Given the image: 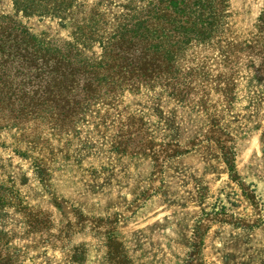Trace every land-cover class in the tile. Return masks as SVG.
Returning <instances> with one entry per match:
<instances>
[{
  "label": "rangeland",
  "instance_id": "obj_1",
  "mask_svg": "<svg viewBox=\"0 0 264 264\" xmlns=\"http://www.w3.org/2000/svg\"><path fill=\"white\" fill-rule=\"evenodd\" d=\"M129 1L76 0L60 21L0 0V18L76 44V24L111 27ZM221 15L187 99L140 88L53 124L0 120V264H264V0Z\"/></svg>",
  "mask_w": 264,
  "mask_h": 264
},
{
  "label": "trees",
  "instance_id": "obj_2",
  "mask_svg": "<svg viewBox=\"0 0 264 264\" xmlns=\"http://www.w3.org/2000/svg\"><path fill=\"white\" fill-rule=\"evenodd\" d=\"M12 1L16 11L51 14L60 21L76 4V0ZM223 2L130 0L111 27L95 13L76 24L72 32L76 44H44L22 25L0 18V120L27 125L44 118L53 124L55 115L77 118L86 109L107 107L121 93L140 88L187 99L197 76L210 73L202 74L192 52L215 44L224 27ZM77 43L85 48L98 44L99 58H83ZM191 78L192 85H186L184 80ZM113 260L110 257L107 264H119Z\"/></svg>",
  "mask_w": 264,
  "mask_h": 264
}]
</instances>
